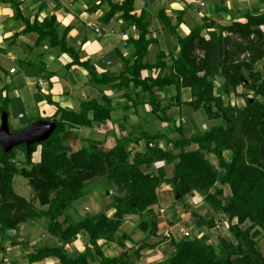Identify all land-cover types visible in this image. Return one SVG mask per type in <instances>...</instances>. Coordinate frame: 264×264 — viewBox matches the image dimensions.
Returning <instances> with one entry per match:
<instances>
[{
	"label": "trees",
	"instance_id": "obj_1",
	"mask_svg": "<svg viewBox=\"0 0 264 264\" xmlns=\"http://www.w3.org/2000/svg\"><path fill=\"white\" fill-rule=\"evenodd\" d=\"M1 2L12 4L16 19L26 26L15 37L37 34L35 46L47 42L50 48L72 57L67 69L83 67L93 84L111 86L121 93L118 101L104 96L102 103L97 99L82 102L81 109L86 114L64 109L47 96L48 103L57 107L54 116L47 121L53 120L57 127L48 140L31 146L34 151L42 148L40 163L20 172L35 191L40 206L47 209H38L15 192L13 180L18 175L17 169L8 163L13 151L6 153L1 148L2 241L11 239L7 233L17 231L23 224L38 223L46 227L49 235L59 239L61 245L35 251L29 249L30 263L55 257L62 264H135L142 252L153 250L160 243L150 241L161 237L158 215L152 207L158 203L157 189L168 183L174 187L175 195H179V201L195 192L204 197L214 214L227 218L228 230L238 244L227 241L218 232L220 244L216 246L211 238L218 219L195 214L194 217L201 221L199 233L191 231V238L172 239L175 250L166 264H264L254 241L257 233L253 234L256 228L264 230V157L261 152L264 73L255 70L264 62V13H247L245 21H234L230 26H222L205 17L203 24L192 28L187 36H178L179 53L177 56L171 54L170 64L164 61L165 54L161 53L159 61L150 65L143 62L149 54V46L154 43L147 38L150 23L146 13H135V0L121 3L101 0L97 7H108L103 22L109 23L118 15L136 26L140 36L133 41L136 53L131 61H124L123 72L117 76H98L89 60H81L80 50L68 44L71 27L61 34L55 15L42 22L36 17L31 22L23 16L19 0ZM158 17L164 26L175 32L164 9ZM205 30L206 36L203 35ZM156 69H160L159 75H145ZM218 78L224 80L220 87L216 86ZM240 87L244 90L241 93ZM250 92L253 99H249ZM231 97L243 98L244 106L232 107L226 102ZM140 107L148 116L145 128L143 120L137 125L130 123V115L140 116ZM145 108L150 109L149 112ZM117 109L123 110L125 115L120 134L109 129L106 142L113 141L112 144L79 140L74 135L72 130L80 127L105 128L115 124L113 115ZM1 110L6 112L3 106ZM194 113L205 120V127L190 132L182 116L186 115L195 124ZM149 121L156 125V131ZM164 124L168 126L164 128ZM171 134L176 135L171 137ZM65 142L74 145L71 148ZM141 143L143 151L132 155L130 144ZM159 162L173 165L172 178L165 179L153 171ZM95 180H102L107 191L112 186L121 190L111 195L113 203L109 208L115 210V214L108 217V209L96 215L85 213L78 220L71 213L89 192L85 186ZM218 183L220 188L216 187ZM226 190L228 194L225 195ZM131 215L141 217L137 230L144 234V239L140 242L123 231L124 218ZM247 221L251 225L243 229L241 226ZM78 236L88 237L93 249L87 247L84 254L70 256L64 248ZM115 239L123 245L130 242L131 248L118 257H106L98 241ZM243 242L250 247L246 249ZM18 243V240L12 241V244Z\"/></svg>",
	"mask_w": 264,
	"mask_h": 264
},
{
	"label": "crops",
	"instance_id": "obj_2",
	"mask_svg": "<svg viewBox=\"0 0 264 264\" xmlns=\"http://www.w3.org/2000/svg\"><path fill=\"white\" fill-rule=\"evenodd\" d=\"M114 1L121 3L123 0ZM19 2L23 16L31 22L36 17H38L39 22H42L44 18L55 15L61 34L66 28L71 27V31L67 36L68 44L80 50L81 60H89L98 76L103 74L109 76L119 75L124 71V61H131L136 53L133 41L140 36L138 28L130 22L124 21L118 15L109 23L103 22L102 17L108 11V7L98 8L97 6L101 0H19ZM202 3L204 4L203 6L201 5ZM134 7L135 13H146V19L150 23L147 38L154 40V43L149 46V54L143 62L144 64L153 65L159 61L161 53L165 54L164 61L170 64L171 54L177 56L179 53L178 36H187L192 28L203 24L205 17L213 19L222 26H230L234 21H245L244 17L247 13H264V0H135ZM162 9L171 18L172 25L175 27V34L161 23L158 14ZM15 15L16 10L12 4L7 2L0 3V101L4 102V105L6 100L9 101L11 99L13 100L11 108L15 109L16 112L31 108L38 111L40 119L50 118L57 111L55 105L48 103L47 96H50L52 101L59 103L62 108L74 110L81 114L87 113L81 109V104L84 101L97 99L102 103L104 96L119 100L121 93L111 86L93 84L85 68L75 66L67 69L66 66L73 61L70 55L62 53L57 48H50L47 42H44L40 47L35 46L38 39L37 34H21L15 37V35L20 34L26 28L24 22L17 20ZM96 30H99L100 35ZM203 35H207L206 30ZM27 61L31 63H27ZM13 67L17 68L15 74L9 72ZM160 73V69H156L152 72H146L145 75L157 76ZM39 81H42L41 85ZM14 105L18 108H15ZM145 110L149 112L150 109L145 108ZM139 111V115L145 116L142 107L139 108ZM0 113H2V110H0ZM123 115H125V112L117 109L113 115L116 123L112 125L115 126L110 125L105 128L80 127L79 131L87 130V132L92 133V130H98L96 133L97 138H94V141L104 143L102 138L107 139L108 135L103 134H107L109 129H114L117 133L116 135L120 134L123 119L120 121L119 118ZM19 117L21 119L25 118L24 116ZM139 117L138 121H131L130 118V123L137 125L140 120H143L145 121L143 128H145L148 116ZM1 122L2 115L0 126ZM149 123L154 127L155 124ZM162 126L166 128L168 125L164 124ZM75 134L79 140L92 141L89 136L81 139L78 133ZM171 137H175V134H171ZM153 171L157 175H162L165 179H170L173 176V165L159 162L154 165ZM172 193L176 196L177 202H180L171 184L165 183L157 189L158 203L152 207V210L158 215L159 220L162 214L167 215V218H164V225L159 222V235L161 237L158 239L152 238L150 241H160V243L153 250L142 252V257L136 260L135 264H166V261L174 254L175 247L171 245V240H179L175 238L174 231L180 227L181 222L190 220L200 229L201 221L195 218L194 215H202L199 212L200 208L210 209L209 205L204 202V197L198 192H195L194 195H187L181 200L186 212L181 215L177 213L178 211L173 210V214H170L160 204V201L163 197L168 198ZM89 194L93 193L89 191L86 194L84 197L85 202ZM111 195L112 193L109 192L105 195L100 194L101 198L98 200L99 204L100 201L104 202L101 205L103 209H99L98 203L94 204V210L97 209V212L94 211L93 215L108 211V209V217H112L115 214V210H110L109 208L113 203ZM189 198L194 201V204L190 205L188 200L185 202ZM85 209L90 211L88 207ZM73 213H76V209ZM211 213H213L212 210ZM209 216L211 217L208 219L213 217L218 219L217 228L223 225L222 222L219 223V219H222L221 215L213 213ZM126 217L128 218L124 219L123 229L130 222V217L135 219L136 222L134 227L128 231H123L131 235L135 241H142L144 234L137 230L141 217L138 215ZM224 221L227 222L225 218ZM219 224H221L220 227ZM23 225L25 226L21 225L17 231H9L7 233L11 236V239L8 237L5 241H2L0 237V264H62L55 257L30 263L28 259L29 249L35 251L46 246L61 245V241L49 235L44 225L32 224L33 226L41 227L40 233H37L33 228L29 229L30 226L28 224ZM182 231L183 229L180 228L178 233H182ZM183 237V234H181V238ZM14 240H18L19 243L12 244ZM211 240L215 243L213 237ZM1 242H3V245ZM98 246L106 257H118L123 252L130 250L131 243L127 242L123 245L118 239L110 242L99 240ZM87 247L93 249L88 237L78 236L77 239L69 242L64 249L70 256H78L84 254ZM90 264H96V262H91Z\"/></svg>",
	"mask_w": 264,
	"mask_h": 264
},
{
	"label": "rangeland",
	"instance_id": "obj_3",
	"mask_svg": "<svg viewBox=\"0 0 264 264\" xmlns=\"http://www.w3.org/2000/svg\"><path fill=\"white\" fill-rule=\"evenodd\" d=\"M264 29V27L262 28ZM258 69L260 70L261 72L264 73V62H260L255 70ZM223 79H220L218 78L216 80V86L217 87H220L223 83ZM243 88L240 87L239 88V92H243ZM185 96L188 97V94H185ZM249 96V99H253L254 98V95L252 92H250L248 94ZM12 102L13 100H9L7 101V103L4 105L3 103L4 102H1L0 101V110H1V107H5L6 108V112L9 116V127H10V131L11 133H17V132H20L28 127H30L32 124H34L35 122H37V119L38 121H47V118L48 117H45V118H40L39 119V113L37 110H32L31 108L29 109H24L22 111H18L16 112L15 109H12ZM227 103H230L232 105V107L235 105L237 107H243L244 106V100L243 98L241 97H231L230 100L227 98L226 100ZM15 108H18L16 105H14ZM140 112V111H139ZM143 112V111H142ZM23 115L25 118L24 119H21L19 116L20 114ZM1 115L2 113H0V118H1ZM144 115V114H143ZM115 116H116V113H115ZM142 118L145 117V116H142V114L140 115ZM139 117V116H138ZM136 115H132L130 118H131V121H138L139 118H138ZM123 119V116L121 118H119V120L121 121ZM177 119L179 121V118L177 116ZM182 119H184L185 121V124H186V127L187 129L190 131V132H194L196 131L195 129H200L205 126V120L200 117L199 115H197L196 113L193 114V119H194V123L193 124L186 115H183L182 116ZM51 121V120H50ZM183 121V120H182ZM150 122V121H149ZM151 124V123H150ZM156 125H154L153 129H156ZM80 128H77L75 130H72L74 135H76L75 133H78V135L80 136L81 139H85L87 136L91 137L90 140H92L94 142V138H97V132L98 130H92V133H90L89 131L87 132V130H83L82 132L79 131ZM82 130V129H81ZM78 131V132H77ZM110 130L107 131V134H103V135H109L108 132ZM156 131V130H154ZM95 132V133H94ZM88 133H90L88 135ZM176 135V134H175ZM108 137V136H107ZM104 140V142H106V138H102ZM112 142V141H111ZM107 144L110 145V142L109 140L106 142ZM65 144L68 145V147H73V144H70L69 142H65ZM26 146V145H25ZM25 146H17L15 147L12 151V156L11 158H9L10 160H8V163L13 165L12 168L15 167V169H17V174L15 177H14V180H13V187H14V190L15 192L25 198L27 201L29 202H32L38 209H47V207H42L40 206L39 202L35 199V191L32 189V187L29 185V182L27 179L23 178V176L20 175V172L23 170V169H31L33 165H36V164H39L40 161H41V158H42V148L41 147H38L36 151L33 150V147H25ZM130 151L132 152V155L135 154V153H139V152H142L143 149H144V144L141 143L139 145H134V144H130ZM193 148H195V146H193ZM1 150V149H0ZM11 151V152H12ZM212 161H215V158L212 157ZM217 188H220L221 185L218 183ZM86 189H88V191H90L91 193L93 194H89L88 195V198H87V201L85 202L84 200L77 203L75 205V209H76V213H71V216H73L74 218H78L79 219H82L81 216H84L85 213H90L92 214L94 211V204H97L99 205V209H103L101 205L104 204L103 201H100V204H99V200L101 198L100 194H106V193H117L118 191L121 192V190L119 189V187L117 186H112L109 188V190L107 191L106 188H107V185L102 182V180H95L93 182H91L88 186H85ZM228 194V190L225 191V195ZM95 196V199H94V196ZM112 198V197H111ZM189 201L190 205L191 204H194V201L189 198V199H186V201ZM182 201L180 202H177L176 200V196H174V193L170 194L168 198L166 197H163V199L160 201V204L170 213V214H173V210L174 211H178L177 213L178 214H181L183 215L186 211V209L184 208V206L182 205ZM86 207L89 208L90 211H86ZM97 212V211H96ZM189 212V211H188ZM199 212L202 213V216L203 217H206V218H209L211 216H209L210 214H213L211 213V210L210 209H207V208H200L199 209ZM128 217L125 216L124 219H127ZM164 218H167V215H164L162 214L160 216V220L159 222L164 225ZM221 218L223 219H219V223L222 222L223 225L219 224V227L221 225L220 228H216V230H212V233H214L213 235V238L215 240V244L216 246L220 244L218 238H217V233H221L222 237H224V239H226L227 241H233L232 243H236L235 245L238 244V242H235V240H233V237L231 235V233L229 232L228 230V223L224 221V218L225 220L227 221V218L224 217L223 215H221ZM130 222L128 224H126L124 226V229L125 231H128L129 229H131L132 227H134V224H135V219H133L132 217H130ZM133 219V220H132ZM186 219V217H185ZM61 220H63V218H61ZM222 220V221H221ZM133 225V226H132ZM249 225H251L250 221H247L245 224H243L241 227L243 229L249 227ZM22 226H25V225H22ZM29 229L33 228L37 231V233H40L41 232V227L39 226H33L32 224H28ZM180 227L177 228V230L174 231V235H176L175 238L177 239H181V234H183L184 231H193L196 233H199V227H197V225H194L193 222H190V220L188 221H184V222H181ZM218 226V225H217ZM182 228L183 231L182 233H178V230ZM257 233V234H256ZM253 234L257 235L255 238H254V241L258 244L256 247L258 248V250L262 253V256L264 258V230H261L259 228H256L254 231H253ZM121 235V234H120ZM140 237V236H139ZM192 235H190V237H187V238H191ZM196 237V236H194ZM184 238V237H183ZM140 240V239H139ZM244 243V242H243ZM244 246L246 247V249H248L250 246L248 245V243H244ZM93 247V246H92ZM83 249V248H82Z\"/></svg>",
	"mask_w": 264,
	"mask_h": 264
},
{
	"label": "water",
	"instance_id": "obj_4",
	"mask_svg": "<svg viewBox=\"0 0 264 264\" xmlns=\"http://www.w3.org/2000/svg\"><path fill=\"white\" fill-rule=\"evenodd\" d=\"M56 127L57 125L53 121H37L20 132L11 133L8 123V114L5 111H2L0 146L6 153H9L15 147L20 145L31 147L35 144H40L52 136ZM261 152L264 157V139L261 145ZM177 198H179V195H177Z\"/></svg>",
	"mask_w": 264,
	"mask_h": 264
},
{
	"label": "built area",
	"instance_id": "obj_5",
	"mask_svg": "<svg viewBox=\"0 0 264 264\" xmlns=\"http://www.w3.org/2000/svg\"><path fill=\"white\" fill-rule=\"evenodd\" d=\"M202 6L204 5L203 3L201 4ZM97 33L100 35L99 30H96ZM11 74H15L17 72V68L13 67L12 69H10L9 71ZM42 81H39V84L41 85ZM21 117H23V115H20ZM183 236L184 237H189L190 236V232L189 231H184L183 232Z\"/></svg>",
	"mask_w": 264,
	"mask_h": 264
}]
</instances>
